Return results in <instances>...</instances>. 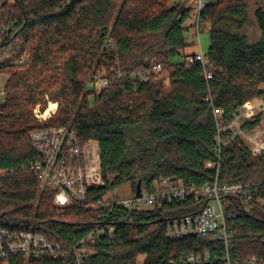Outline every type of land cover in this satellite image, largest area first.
Returning a JSON list of instances; mask_svg holds the SVG:
<instances>
[{"label":"trees","instance_id":"trees-1","mask_svg":"<svg viewBox=\"0 0 264 264\" xmlns=\"http://www.w3.org/2000/svg\"><path fill=\"white\" fill-rule=\"evenodd\" d=\"M260 1L206 2L199 14L203 28L196 30L195 21L187 22L195 7L177 0H0V73L7 74L0 97V169L9 171L0 175V226L31 227L71 244L100 222L98 207L70 205L60 211L54 191L22 168L36 158L29 133L39 127L69 126L82 142L97 140L104 186L91 188L89 201L124 183L134 191L139 179L148 187L162 176L195 185L239 180L256 184L264 194V153L252 154L228 129L223 144L216 140L217 120L226 125L247 101L262 96ZM252 6L260 30L254 42L241 32ZM204 29L208 79L200 63L183 64L185 48ZM177 56L181 59L172 61ZM154 62L163 65L168 85L161 71L152 73ZM101 66L111 82L96 93L88 81ZM44 94L58 108L37 121L32 107L45 103ZM259 118L260 113L245 119L243 126L251 128ZM209 160L217 166L206 167ZM223 200L233 213L227 223L236 230L227 253L240 264L249 255L264 256V204L245 209L230 197ZM202 204L186 199L148 210H112L108 222L115 225L114 238L98 237L84 264H136L138 254L144 255L142 264H181L189 253L205 249L210 260L201 264L221 263L225 251L208 236L164 235L166 218L195 212ZM10 262L72 264L23 255Z\"/></svg>","mask_w":264,"mask_h":264},{"label":"built area","instance_id":"built-area-1","mask_svg":"<svg viewBox=\"0 0 264 264\" xmlns=\"http://www.w3.org/2000/svg\"><path fill=\"white\" fill-rule=\"evenodd\" d=\"M205 3L203 0L197 2L196 30L202 25L199 14ZM3 30L0 24V33ZM22 60L23 58L18 59L19 62ZM196 62L203 67L205 78H211L208 57L204 51L189 53L183 59L186 68ZM162 66L159 62L152 63V73L160 72ZM146 78V75L142 77L144 80ZM110 82V77L102 68L89 84L96 93H99ZM260 88L262 96L258 97L255 104L239 110L226 125H223L221 120H217L218 145L226 141V138L221 135L228 129L230 137H239L252 154L264 153V120H259L251 128L243 126L245 119L252 118L255 110L259 111L258 113L264 111V82L260 84ZM3 93L4 89L0 87V96ZM54 110L55 106L50 107V101H48L43 111H40L39 107L36 108L35 116L44 120ZM214 111L219 117L221 110L216 108ZM29 140L36 158L22 168L34 173L42 188H50L54 191L53 204L60 211L70 205L98 207L102 210L99 214L100 222L83 238L71 244L50 240L42 232L31 227L0 226V264H11L10 257L17 255H23L28 260L41 257L62 258L70 259L72 264H84L95 252L94 244L98 237L114 238L115 225L108 222L112 210L123 208L148 210L161 207L163 204H178L186 199L203 201V204L195 212L166 218L163 223L164 235L170 239L194 235L208 236L225 251V254L220 257L219 264H240L238 257L231 258L227 253L229 246L235 240L236 230L227 223V219L233 216V213L228 212L229 203L223 199L224 196L230 197L245 209L262 205L264 194L260 193L256 184L249 185L239 180L224 182L214 180L195 185L191 182L184 183L171 176H162L155 179L148 187H141L137 195L133 191L129 197H122L107 191L100 198L89 201L87 197L89 190L94 186H104L101 176L100 147L97 140L91 138L82 142L75 130L69 126L34 128L29 133ZM205 166L213 168L217 164L209 160L205 162ZM7 172H9L7 169H0V175ZM261 185L264 186V183ZM143 258V254H138L136 264H142ZM209 260L210 253L205 249L202 253H189L181 264H201ZM242 262L243 264H264V256L249 255Z\"/></svg>","mask_w":264,"mask_h":264},{"label":"rangeland","instance_id":"rangeland-1","mask_svg":"<svg viewBox=\"0 0 264 264\" xmlns=\"http://www.w3.org/2000/svg\"><path fill=\"white\" fill-rule=\"evenodd\" d=\"M179 3H184V4H188V5H191L193 7H195V11H196V6H197V2L198 0H177ZM205 2H209V1H214V0H203ZM260 6L262 7V9H264V0H261L260 1ZM254 6H252L249 11H248V20L246 22V24L244 25V27L241 29V32L246 34L247 37H248V40L250 42H254L256 40H258L259 36H260V30L257 26V22H256V18L254 16ZM196 16L194 15V11L193 13H191V15L187 18V22L188 23H193L195 21V18ZM201 28H203V25L200 26V30ZM190 35V34H189ZM197 35V34H196ZM195 40V46H193L191 48V50H196L197 49V44L200 43L201 44V47L203 45H206V42L205 41H208V33L206 31V29H204L203 31H201L198 36L194 39ZM202 47V51L204 50V48ZM199 51V50H198ZM20 58H24V57H20ZM19 59V58H18ZM18 59H16L15 61L18 62ZM181 58L180 57H173L172 58V61H179ZM104 68L106 70L105 67L101 66V67H98L95 69V71L91 74L90 76V79L88 81V83H90V81L92 80V78L102 69ZM107 71V70H106ZM160 75H163V83L164 85H168V75H167V72H165L164 70H162L160 72ZM7 78V74H4V73H0V87L4 89V81L6 80ZM88 86V84H87ZM3 94L0 96L2 97ZM44 98H45V103L44 104H41V103H36L34 104V106L32 107V111H31V114L33 116V118L37 121H43V119H40L38 117L35 116V112H36V108L39 107L40 111H43L44 108H46V106L48 105V101H50V104H52L53 106H55V110L53 113L49 114L45 119H48L50 117H52L56 111H57V108H58V103L56 100H53L51 99L47 94H44ZM92 95H91V100H92ZM259 111L255 110L254 112V116H256L258 114ZM262 113H260V118L259 120H264V111H261ZM132 188H131V185L129 183H124L112 190H110L109 192L113 195H118V196H122V197H129L132 193ZM152 227V226H151Z\"/></svg>","mask_w":264,"mask_h":264},{"label":"crops","instance_id":"crops-1","mask_svg":"<svg viewBox=\"0 0 264 264\" xmlns=\"http://www.w3.org/2000/svg\"><path fill=\"white\" fill-rule=\"evenodd\" d=\"M199 34V33H198ZM198 35H196L195 37H194V39L197 37ZM206 42V45H204V47H203V45H202V47L204 48V50L206 49V47H207V45H208V41H205ZM198 46H197V49L196 50H191V48L193 47V46H195V44H193L192 46H189V47H187V48H185V53H194V52H197L198 50H202V47H201V44L200 43H198L197 44ZM203 50V51H204ZM258 101V97H255V98H252V99H250L249 101H247L244 105H243V109H244V107H247V106H250V105H252V104H255L256 102Z\"/></svg>","mask_w":264,"mask_h":264},{"label":"water","instance_id":"water-1","mask_svg":"<svg viewBox=\"0 0 264 264\" xmlns=\"http://www.w3.org/2000/svg\"><path fill=\"white\" fill-rule=\"evenodd\" d=\"M140 189H141V180L139 179L137 180L134 186V192L136 195L139 193Z\"/></svg>","mask_w":264,"mask_h":264},{"label":"bare ground","instance_id":"bare-ground-1","mask_svg":"<svg viewBox=\"0 0 264 264\" xmlns=\"http://www.w3.org/2000/svg\"><path fill=\"white\" fill-rule=\"evenodd\" d=\"M50 107H53V105H52V104H50Z\"/></svg>","mask_w":264,"mask_h":264}]
</instances>
